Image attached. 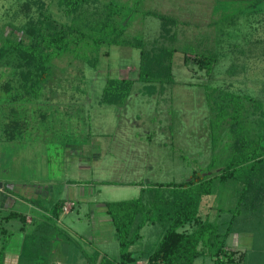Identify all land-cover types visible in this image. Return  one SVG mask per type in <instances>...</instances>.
<instances>
[{
	"label": "rangeland",
	"instance_id": "rangeland-1",
	"mask_svg": "<svg viewBox=\"0 0 264 264\" xmlns=\"http://www.w3.org/2000/svg\"><path fill=\"white\" fill-rule=\"evenodd\" d=\"M107 1L91 0L87 11L94 13ZM111 6L119 21H128L123 36L140 38L146 47L159 34V21L148 13L178 21L171 28V45L189 54L211 50L216 60L210 76L182 64V54L174 53L173 84L147 89L134 81L121 104L104 105L98 101L107 79L136 78V49L101 44L54 59L36 97L23 95L15 85L8 99L1 84L11 78V69L0 65V183L12 189L11 194L0 189V215L9 208L27 220L42 215L22 197L36 199L44 209L63 200L57 226L81 253L98 252L109 260L117 258L119 248L102 202L136 197L138 186L124 183H179L213 157L223 162L230 151L226 125L212 123L218 94L244 100L252 130L259 117L247 99L261 105L264 114V0H111ZM40 13L55 25L70 21L56 0H0V39L26 42L24 29ZM92 57L95 67L82 61ZM7 122L19 131L11 140L2 131ZM234 203L230 185L217 187L201 199L200 217L213 220L219 214L221 220L227 213L216 209H231ZM140 233L142 239L130 251L149 249L160 229L145 226ZM19 239L13 236L8 254L15 253ZM251 241L250 234L236 233L227 237L226 246L240 254ZM192 264H213L212 254L204 251Z\"/></svg>",
	"mask_w": 264,
	"mask_h": 264
},
{
	"label": "trees",
	"instance_id": "trees-1",
	"mask_svg": "<svg viewBox=\"0 0 264 264\" xmlns=\"http://www.w3.org/2000/svg\"><path fill=\"white\" fill-rule=\"evenodd\" d=\"M90 2L56 0L64 15L70 17L68 24L55 25L47 13H40L39 20L24 29L28 32L26 42L8 37L0 39V65L2 62L11 69V78L1 84L8 99L15 85L17 89L20 87L23 95L36 97L54 59L72 55L77 49L83 54L101 44L129 46L138 51L139 60L135 79L110 78L105 81L99 104H121L134 81L146 84L147 89L155 84L160 88L173 84L174 53L182 54V64L191 63L210 76L216 60L211 50L197 48L198 53L189 54L171 45L175 40L171 28L178 21L164 14L148 13L159 21V34L146 47L140 38L123 36L128 21L125 18L119 21L111 0L102 3L94 13L87 11ZM82 61L95 67L94 57L82 58ZM243 101L240 96L223 93L212 102L215 112L212 123L216 128L224 123L229 140L230 151L223 162L218 163L213 157L203 168L191 169L188 178L179 183H124L138 186L136 197L101 203L119 248L116 259L109 260L98 252L81 253L79 245L57 226L65 201L58 200L49 209H44L36 199L22 197L42 215L30 216L27 220L22 212L12 208L3 210L0 215V264H4L5 254L11 251L13 236L18 235L14 264H53L59 254L61 264H192L204 251L212 254L213 264H264V114L261 105L247 99L259 117L255 129H250L243 112ZM10 123L2 125L7 140L19 132L11 128ZM228 185L235 193L234 206L216 209L218 213L226 212V217L219 220V214H216L213 220L207 216L201 218V199L213 194L217 187ZM1 190L12 193L6 183H1ZM145 226L160 229L157 242L149 249L130 251L142 239L140 231ZM184 226L191 230L184 231ZM236 233L252 236L246 252L235 254L236 251L227 248V237Z\"/></svg>",
	"mask_w": 264,
	"mask_h": 264
},
{
	"label": "crops",
	"instance_id": "crops-1",
	"mask_svg": "<svg viewBox=\"0 0 264 264\" xmlns=\"http://www.w3.org/2000/svg\"><path fill=\"white\" fill-rule=\"evenodd\" d=\"M15 256H16L15 254H5L4 264H14ZM60 258H61L60 254L59 256L57 255V261H54L53 264H61ZM76 264H81V263L77 262Z\"/></svg>",
	"mask_w": 264,
	"mask_h": 264
},
{
	"label": "water",
	"instance_id": "water-1",
	"mask_svg": "<svg viewBox=\"0 0 264 264\" xmlns=\"http://www.w3.org/2000/svg\"><path fill=\"white\" fill-rule=\"evenodd\" d=\"M0 189H1V183H0Z\"/></svg>",
	"mask_w": 264,
	"mask_h": 264
}]
</instances>
